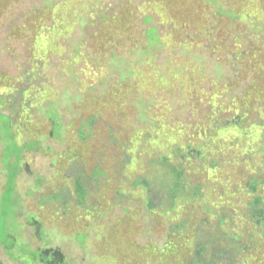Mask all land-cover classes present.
I'll return each instance as SVG.
<instances>
[{"label":"rangeland","instance_id":"obj_1","mask_svg":"<svg viewBox=\"0 0 264 264\" xmlns=\"http://www.w3.org/2000/svg\"><path fill=\"white\" fill-rule=\"evenodd\" d=\"M186 1L172 8H182L175 26L162 3L139 12L145 0H0V72L10 77L0 90V240L14 247L0 245V261L40 264L37 254L57 250L64 264H117L115 252L124 250L105 236L119 223L142 231L135 242L156 247L169 223L185 216L191 226L217 234L227 231L217 224L222 213L241 231L249 196L231 191L264 169V127L258 128L264 115L242 133L224 124L250 84L224 46L239 41L241 56L254 53L264 65V0ZM199 1L211 5L207 15L198 11ZM126 137L142 156L144 146L149 160L166 156L173 165L181 162L173 148L206 141L202 161H215L214 167L192 159L185 165L187 185L201 184L202 196L187 199L173 221L159 207L157 187L148 193L134 186L137 176L153 174L145 161L123 176L115 167ZM72 151L86 155L85 176L104 169L110 179L107 189L86 188L84 206L64 198L74 192ZM65 170L71 175L63 179ZM45 195L54 199L40 206Z\"/></svg>","mask_w":264,"mask_h":264},{"label":"trees","instance_id":"obj_2","mask_svg":"<svg viewBox=\"0 0 264 264\" xmlns=\"http://www.w3.org/2000/svg\"><path fill=\"white\" fill-rule=\"evenodd\" d=\"M185 1L186 0H145V2H143L140 7H137V9L139 12H153L151 6L162 3L167 11L166 14L169 15V18L172 21L175 20V26H178V18H174V15H176L182 8L178 10L172 8L175 4H180ZM213 1L214 2H211V4L219 3L218 0ZM125 5L126 8L132 6L131 3H125ZM210 6L211 5L206 6L199 1L198 8L200 9L198 11L207 15L210 11ZM153 8L155 9V7ZM221 11L225 12L222 9ZM122 12H124L127 16L130 15V10L124 11L123 9ZM157 14L162 15L159 11H157ZM195 30L197 31L201 29L195 28ZM147 35H150L148 31ZM203 41L212 43L209 38H203ZM235 43L238 45L239 41L238 43ZM235 43L231 41L228 45L224 46L226 48V52L232 60H235V65L238 66L237 69L243 73H248L250 77L253 76V80L249 77L250 84L246 89H243L242 96L236 99L238 103L234 104L233 113L230 114L231 118L226 120L224 124H230L227 127V129H231L230 131H238L242 133L246 123L249 124L250 122H255V119L259 118L263 119L264 65H257V63L260 62V59H258L254 53L251 56H248V53H244L241 56L239 54L238 46L235 45ZM37 49L38 48L35 47V51ZM26 51L29 53V46ZM38 52L39 49L36 53L38 54ZM10 57L12 58L11 55ZM6 75L0 72V81L4 84L2 87L0 86V90L4 89L6 87L5 85L10 81V77ZM234 100L235 99L231 100V105ZM247 101L249 102V105L246 104ZM245 106H247V109L244 108ZM251 108L255 110H252ZM225 112L230 113L229 110H226ZM260 126L264 127L259 125L258 128ZM219 130L220 131L217 133L225 132L222 128ZM210 133L217 135L214 128H211ZM113 137L115 138V136ZM113 137L110 139L112 145L116 141V138L115 140H112ZM79 138L83 139L82 133H79ZM205 138L208 140L210 137L207 135ZM134 142L135 140L129 138L127 139L126 137L123 145L117 148V154L119 155L118 160L115 163V167L122 173L121 175L123 176L127 167L137 166V171L142 167L143 161H145L147 166L151 168V171H153V174L141 176L139 178L137 176L135 178L134 186H142V188H145V191L147 190L148 193H150L151 190H154L150 189V185L157 187L158 190L155 191L160 193L159 207L160 209H163L162 213L169 216L170 220L173 221V218L171 217H173L175 211L182 207H184L183 210L187 208L186 203L189 202L187 199L202 196L201 184L187 185L184 174L189 169H187L185 165L190 164L192 159L199 160L203 164L202 168L204 169L206 168L207 170H211L214 167L215 161L210 162V164H206L202 161L204 156L203 152H206V148L204 146L206 145V141L195 142L194 146L186 145L184 151L180 147L173 148L175 151L174 154L176 156H181V162L177 165L171 164L169 158L166 156H158L149 160L144 154V146L142 149V156L141 152H139V146L136 145L135 147ZM136 142L138 141L136 140ZM115 147L116 146H114V148ZM72 150L74 149L72 148ZM99 152L103 154V149H100ZM72 153L75 156L69 157L67 164L74 172V175L72 174L75 182L74 192L73 195H71V193L65 194L64 198L66 200H70L74 197V201L79 206H84L86 203L85 200L89 197V193L86 192V188H94L93 191L96 188L107 189L108 187H111L109 183L110 179H108V174L104 172V169L103 171L100 170L99 172L93 173L92 177L85 176L83 169L85 171L86 161L82 158V154L84 152L77 153L72 151ZM136 154L138 158H135ZM63 156L66 155L62 154V157ZM83 156L86 159V155L83 154ZM245 156H250V159L253 160L248 152ZM261 164L264 165V162ZM94 170H96V167H94ZM253 171L255 172L252 176L247 177L243 184L235 185L231 191L232 194L237 191H242L249 196L247 198L246 205L247 213H243V216L238 215L245 221L243 227L240 228V232L234 231L236 228V226H234V218L232 216H225L222 213L217 220V224L225 227L227 231L218 232L217 234L209 233L206 228L201 229L199 227L191 226L192 223L189 219H187V216H185L180 221L174 220L173 223H169L165 241L161 246L156 247L148 243L141 244L135 242V238L139 236L142 231H139V229L133 225L128 228L126 225L119 226V224H121L119 223L115 224L113 226L114 230H110L105 236V241L111 244L113 242L115 249L118 247L122 251L124 250L121 256H117L118 253L115 252L114 260L117 261V264H244V259L249 257V259L254 261L253 264L260 263V261L264 259V169ZM68 174L71 175L68 170L63 171V179H66L65 176ZM94 176L97 177L96 182H93V179H96ZM147 178L150 179V182ZM99 190H97V194L100 193ZM10 191L11 188H9L8 192ZM91 194L92 192L90 193V196ZM114 194L119 198H124V196L119 192H115ZM57 196V194H54V197ZM101 197L99 196L98 199L102 205L103 201ZM47 198L54 199L45 195L44 199L40 201V206L44 205L43 203ZM146 207L147 211H152L154 208V203H152L149 198L146 199ZM65 208V205L62 204V211H65ZM94 211L95 209H93L90 213L93 214ZM133 223H136V221ZM0 245H2L5 250L14 248L11 243L7 244L5 241L1 240ZM43 252H45L43 253L44 257L37 254L36 258L41 262L40 264H64V258L59 251L47 250ZM47 255L50 257H47ZM0 264L5 263L0 261Z\"/></svg>","mask_w":264,"mask_h":264},{"label":"flooded vegetation","instance_id":"obj_3","mask_svg":"<svg viewBox=\"0 0 264 264\" xmlns=\"http://www.w3.org/2000/svg\"><path fill=\"white\" fill-rule=\"evenodd\" d=\"M43 253H45V252H43Z\"/></svg>","mask_w":264,"mask_h":264}]
</instances>
